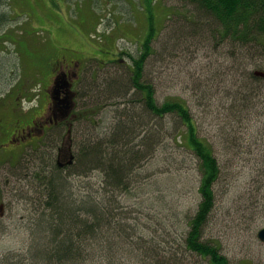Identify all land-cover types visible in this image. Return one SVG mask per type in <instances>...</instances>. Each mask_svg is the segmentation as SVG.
Returning <instances> with one entry per match:
<instances>
[{"label": "trees", "instance_id": "1", "mask_svg": "<svg viewBox=\"0 0 264 264\" xmlns=\"http://www.w3.org/2000/svg\"><path fill=\"white\" fill-rule=\"evenodd\" d=\"M179 1L184 10L166 15L169 19L182 18L177 25H182L181 20L184 24L188 20L189 39L209 30L220 42L230 40V68L227 72H218L217 81L206 82L214 85L208 87L216 92L214 96H203L208 101L204 113L211 114L214 121H225L224 128L216 130L213 137L209 131V137H201L202 125L188 100L176 95L158 100L157 86L147 77V66L150 58L158 53L153 42L161 31L151 16L155 0H144L142 7L148 15L149 32L139 41L137 56L128 52L120 54L132 61L129 82L120 78L106 84L111 98L123 99L119 104L122 110H117L121 114L114 117V124L108 128L112 133L106 142L84 147L76 157V171L68 175L89 177L98 173L100 185L95 188L92 184L89 193L77 194L74 200V195L67 194V183L62 182L66 172L52 161L53 152L46 150L48 143H40L38 157L42 167L34 175L43 184L44 196L36 227L46 245L43 243L39 251L41 243L34 239L35 244L26 256H12L18 260L11 264H231L222 253L219 241L207 237V232L217 213L219 195L224 193L222 182L230 176V182L234 183L230 186H235L242 179L240 174L247 160L243 156L252 149L247 144L248 122H260L264 117V0ZM190 7L194 13L192 21L188 13L183 15ZM78 11L80 14L81 9ZM92 17L99 23L97 14L93 12ZM202 21L209 24L201 25ZM59 27L65 37L66 28ZM96 30L94 26L86 38L91 39ZM113 62L124 63L118 59ZM101 65L105 67L106 63ZM2 70L0 66V80ZM257 72L263 76L256 75ZM87 104L90 103L83 101L79 111L82 127L84 122L93 123V117L100 111V105L90 108ZM259 135L261 131L256 134ZM219 139L230 143V161L223 163L217 156L215 144ZM254 145L259 147V138ZM176 152L186 156L182 161L185 167L199 177L198 208L185 224L166 201L173 182L180 175L173 176L172 170H164L169 174L170 185L155 181L152 190L148 182L153 176L145 174L148 167L156 169L165 164L167 153ZM45 157L50 159L48 170L43 169ZM228 165L230 171L226 172ZM256 171L257 179L252 180L256 187L249 183L245 196H249L254 210H264V163L260 167L257 163ZM41 176L44 177L41 179ZM125 198L132 200L130 207L124 204Z\"/></svg>", "mask_w": 264, "mask_h": 264}, {"label": "rangeland", "instance_id": "2", "mask_svg": "<svg viewBox=\"0 0 264 264\" xmlns=\"http://www.w3.org/2000/svg\"><path fill=\"white\" fill-rule=\"evenodd\" d=\"M153 3L155 10L153 9L151 16L155 18L156 26L161 32L153 42L158 53L149 60L147 77L157 86L158 100L161 101L166 95L181 96L188 100L193 114L202 125L200 136L209 137L211 134L213 137L216 130L224 128L225 121H214L211 114L204 113L208 101L203 96H214L216 92L208 88L214 85L206 82L217 81L218 72H227L230 68V40L220 42L219 37H214L209 30L189 39V32L186 30L188 20L186 24L181 20L182 25H177V21L182 18L167 17L169 14L172 16L182 12L183 4L179 0H155ZM142 5L144 0H0V66L3 69L0 100L15 103L19 98L21 103L22 97L18 96L17 90L26 85L30 86L32 99L41 96L43 92L40 82H33L37 75L34 65L44 61L50 53L58 52L59 47L76 49L90 58L97 57L98 60H88L86 64L83 92L86 94L84 101L90 103L86 107L94 108L100 105V111L95 113L96 115L93 113V123L84 122L83 127H80V130L84 129L83 132L76 129V136L73 135L72 140L73 153L78 157L84 147L106 142L112 133L108 128L114 124V117L120 116L121 113H117V110H122L123 106L119 104L124 102L121 98H111L107 93L106 84L120 78L129 82L128 70L132 61L126 55L120 57V54L128 52L137 56L139 41L149 32L148 15L143 12ZM164 8L169 13L163 12ZM78 9H81L80 14ZM93 12L100 18L99 23L93 19ZM184 13H188L187 16L193 20L191 7L185 9L183 15ZM66 20L73 27H70ZM204 24L209 22L202 21L201 25ZM59 26L66 28L68 35L66 33L65 37L62 36ZM94 26L97 27V32L88 40L86 35ZM180 27L183 30H179ZM100 59L107 61L105 67L100 66L103 63L99 62ZM113 59L123 60L124 63L109 61ZM12 87L14 92L7 95ZM37 101L33 104L25 101L24 106H34ZM115 104L118 106L115 107ZM216 107L214 103V109ZM248 123L247 144L252 149L243 156L247 160L244 161L245 170L242 169L240 174L242 179L235 186H230L234 184L230 182V176L222 182L224 193L219 195L217 213L207 232V237L212 236L219 241L222 253L231 264L244 261L248 264H264V242L258 238L259 231L264 228V210H254L249 196H245L249 183L256 187L252 180L257 179V163L259 167L264 163V117L260 122ZM259 131L261 135L256 136ZM258 138L259 147L254 145ZM62 140L63 137L58 139L55 148L46 145V150L53 152V158L58 156L57 149ZM218 142L215 144L217 156L223 163L230 161V143L222 139ZM260 148L263 150L259 151ZM26 156H30V153ZM164 159L165 164L156 169L148 167L145 174L153 176L148 182L152 190L158 182L170 185L169 174L164 173V170H172L173 176L180 175V178L173 182L174 187L168 192L166 201L168 207L173 209V213H177L179 220L185 224L187 218L194 215L198 208L199 177L195 171L185 167L186 164L182 161L186 156L181 153H167ZM49 160V157H45L44 170L51 166ZM41 161L35 162L38 169L42 167ZM21 163L0 168V175L4 174L3 178L0 177V206H4L3 211L0 207V264L15 263L17 258L12 256L25 257L30 247L34 246V239L41 243V247L38 246L39 251L43 243L46 245V241L40 239L42 232L37 233L36 227L43 208V184L34 175L36 168L32 165L27 169L28 173L32 170V177L29 178L28 175L27 178H22L19 174L24 162ZM73 166L66 168V173L63 171L65 174L62 182L64 180L67 183V194L74 195L75 200L77 194L89 193L92 184L97 188L100 183L97 182L98 173L89 177L68 176L70 172L76 171L75 164ZM180 166H184L183 169H179ZM227 171H230V165L227 166ZM43 177L41 176V179ZM123 202L126 206L132 205V200L125 198ZM47 220L48 217L44 222ZM54 221L57 223L55 219ZM151 225L156 227V224ZM44 235L46 236V233H43Z\"/></svg>", "mask_w": 264, "mask_h": 264}, {"label": "flooded vegetation", "instance_id": "3", "mask_svg": "<svg viewBox=\"0 0 264 264\" xmlns=\"http://www.w3.org/2000/svg\"><path fill=\"white\" fill-rule=\"evenodd\" d=\"M50 55L34 66L37 72L36 81L40 82L43 92L41 96H37L36 105L24 106L25 101L31 98L29 85L17 90L18 96L22 97L21 103L19 98L15 103L0 101V168L24 162L19 174L22 178H27L28 175L29 178L32 177V170L27 172L30 165L37 170L38 165L35 162L41 161L37 153L40 143L47 142L54 146L61 134L73 136L78 129V122L82 119L79 111L83 97H86L83 92L86 64L93 59L76 49L66 47L60 48L52 57ZM67 141L64 139L61 145L66 150L69 149L65 154L60 153V149L57 158L61 168L70 158ZM27 152H31L30 156H26ZM0 177L3 178L4 174ZM0 207L3 211L4 206Z\"/></svg>", "mask_w": 264, "mask_h": 264}, {"label": "water", "instance_id": "4", "mask_svg": "<svg viewBox=\"0 0 264 264\" xmlns=\"http://www.w3.org/2000/svg\"><path fill=\"white\" fill-rule=\"evenodd\" d=\"M70 159L72 160L73 157H70ZM70 163H72V161H70ZM258 237L261 241L264 242V229L260 230V232L258 233Z\"/></svg>", "mask_w": 264, "mask_h": 264}, {"label": "bare ground", "instance_id": "5", "mask_svg": "<svg viewBox=\"0 0 264 264\" xmlns=\"http://www.w3.org/2000/svg\"><path fill=\"white\" fill-rule=\"evenodd\" d=\"M261 74H263V73H261Z\"/></svg>", "mask_w": 264, "mask_h": 264}]
</instances>
